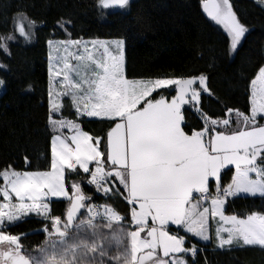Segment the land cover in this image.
<instances>
[{
    "label": "snow or ice",
    "instance_id": "6c2138e0",
    "mask_svg": "<svg viewBox=\"0 0 264 264\" xmlns=\"http://www.w3.org/2000/svg\"><path fill=\"white\" fill-rule=\"evenodd\" d=\"M129 3L99 0L102 9ZM203 10L226 31V54H235L248 28L231 0H204ZM13 20V33L0 36L7 55L16 33L30 40L36 23L23 12ZM66 24L60 27L67 33ZM67 35L48 41L50 168L0 170V264H189L186 257L194 260L202 249L181 231L220 249H264V212L226 214L230 198L264 197V65L250 81V113L227 108L214 118L200 108L201 94L211 95L206 75L128 79L122 39ZM167 89L168 95L160 91ZM65 97L77 119L108 123L105 135L65 118ZM186 106L201 119L199 129L188 123ZM66 173L86 175L68 182ZM84 182L109 199L123 196L128 217L94 203ZM53 198L67 202L62 215L52 214ZM31 215L41 218L46 237L33 252L21 242L26 233L7 230Z\"/></svg>",
    "mask_w": 264,
    "mask_h": 264
},
{
    "label": "trees",
    "instance_id": "16d2710c",
    "mask_svg": "<svg viewBox=\"0 0 264 264\" xmlns=\"http://www.w3.org/2000/svg\"><path fill=\"white\" fill-rule=\"evenodd\" d=\"M203 2L130 0L124 9H102L99 0H0V36L13 33V18L18 12L36 22L30 28V40L16 33L17 38L9 42L11 55L0 50V78L5 83L0 96V170L9 165L18 171L50 168L47 42L68 39L67 33L72 39H122L128 79L204 74L211 92L201 97L204 112L214 118L224 115L227 108L249 114L250 81L264 65V8L253 0H232L233 10L248 28L233 57L226 54L227 35L204 16ZM64 21H71L65 25L67 33L60 27ZM63 103L65 118L77 120L93 136L105 135L108 123L77 119L70 98H64ZM186 119L197 129L202 125L198 114L188 107ZM233 174L234 169L224 176V182H230ZM85 175L66 173V180L81 181ZM82 186L94 203H109L128 217L130 205L123 196L109 199L86 182ZM66 207V201L53 200L52 214L62 215ZM254 211L264 212V197L239 196L230 198L226 205V214L246 216ZM42 228L41 218L31 215L7 230L26 233L21 242L26 251L33 252L46 238ZM187 237L202 249L194 260L187 257L189 264H264V249L259 246L220 249Z\"/></svg>",
    "mask_w": 264,
    "mask_h": 264
},
{
    "label": "rangeland",
    "instance_id": "374dc122",
    "mask_svg": "<svg viewBox=\"0 0 264 264\" xmlns=\"http://www.w3.org/2000/svg\"><path fill=\"white\" fill-rule=\"evenodd\" d=\"M253 1H254L257 5H259L260 7L264 8V5H261L260 3H258L257 0H253ZM231 3H232V0H231ZM212 23H213L216 27H218L219 29H221V30L227 35L226 31L223 29V27H222L221 25L216 24L214 21H212ZM246 34H247V33H246ZM246 34H245V37H246ZM245 37L243 38V40H242V42H241V45H242V43H243ZM93 40L112 41V40H117V39H100V38H93V39H85L84 41H93ZM53 41H60V39H58V40H53ZM241 45L238 47V50H239V48L241 47ZM47 48H48V68H49V51H50V49H49V46H48V42H47ZM238 50H237V51H238ZM236 53H237V52H236ZM236 53L233 54V55H231V56L234 57V56L236 55ZM124 56H125V46H124ZM0 65H1V64H0ZM125 72H126V60H125ZM48 76H49V72H48ZM0 80H3V79L0 78ZM137 80H139V79H137ZM48 90H49V81H48ZM4 91H5V83H3V85H0V96L4 93ZM160 91H162V90H160ZM170 91H171L170 89H167V90L164 91V93H162V94H164V95H168V94L170 93ZM203 94H207V93H202V94H201V97H202ZM65 98H66V97H65ZM250 105H251V104H250ZM187 107H188V106H186V108H187ZM57 118H59V116H58ZM81 119H82V118H81ZM92 120H97V119L92 118ZM65 132L67 133L68 130L65 129ZM0 180L2 181V178H0ZM241 196H245V195H241ZM53 200H58V199L53 198ZM53 200H52V201H53ZM60 200H62V199H60ZM33 216H35V215H33ZM211 223H212V228H213V230H214V228L216 227L215 221H212ZM174 227H175V226H174ZM183 234L189 236L190 238L196 240V241L199 242V243H202V244H214V245H215V243H214L213 241L204 242V241L199 240V238L192 236L191 234H187V233H184V232H183ZM188 257H191V256L189 255ZM186 259H187V257H186Z\"/></svg>",
    "mask_w": 264,
    "mask_h": 264
},
{
    "label": "water",
    "instance_id": "95a60500",
    "mask_svg": "<svg viewBox=\"0 0 264 264\" xmlns=\"http://www.w3.org/2000/svg\"><path fill=\"white\" fill-rule=\"evenodd\" d=\"M113 9H120V8H113ZM202 10H203V8H202ZM203 14H204V16H205L207 19L211 20V19L207 16V14L204 12V10H203ZM211 21H212V20H211Z\"/></svg>",
    "mask_w": 264,
    "mask_h": 264
},
{
    "label": "crops",
    "instance_id": "0c3cea01",
    "mask_svg": "<svg viewBox=\"0 0 264 264\" xmlns=\"http://www.w3.org/2000/svg\"><path fill=\"white\" fill-rule=\"evenodd\" d=\"M257 196H259V195H257ZM259 197H261V196H259ZM174 227V226H173ZM175 228V227H174ZM181 233H183V231H181Z\"/></svg>",
    "mask_w": 264,
    "mask_h": 264
},
{
    "label": "built area",
    "instance_id": "2783aa9c",
    "mask_svg": "<svg viewBox=\"0 0 264 264\" xmlns=\"http://www.w3.org/2000/svg\"><path fill=\"white\" fill-rule=\"evenodd\" d=\"M97 204H102V203H97Z\"/></svg>",
    "mask_w": 264,
    "mask_h": 264
}]
</instances>
